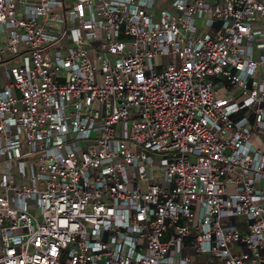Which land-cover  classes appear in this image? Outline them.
<instances>
[{
    "label": "built area",
    "instance_id": "2783aa9c",
    "mask_svg": "<svg viewBox=\"0 0 264 264\" xmlns=\"http://www.w3.org/2000/svg\"><path fill=\"white\" fill-rule=\"evenodd\" d=\"M0 264H264V0H0Z\"/></svg>",
    "mask_w": 264,
    "mask_h": 264
},
{
    "label": "rangeland",
    "instance_id": "374dc122",
    "mask_svg": "<svg viewBox=\"0 0 264 264\" xmlns=\"http://www.w3.org/2000/svg\"><path fill=\"white\" fill-rule=\"evenodd\" d=\"M168 59H169V58H164L165 61H167ZM151 155H152V158H153L155 161H158L159 158H160V156L157 155V154H155V153H152Z\"/></svg>",
    "mask_w": 264,
    "mask_h": 264
}]
</instances>
